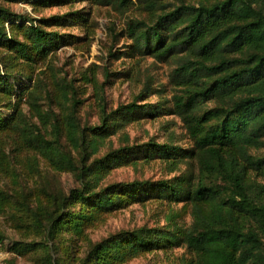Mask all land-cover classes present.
<instances>
[{"label": "trees", "instance_id": "trees-1", "mask_svg": "<svg viewBox=\"0 0 264 264\" xmlns=\"http://www.w3.org/2000/svg\"><path fill=\"white\" fill-rule=\"evenodd\" d=\"M127 1L117 3L123 8ZM138 1L152 15V26L131 22L128 36L143 56L177 59L171 82L180 91L173 95V112L192 145L186 156L197 169L194 184L153 188L157 197L189 210L190 227L179 236L191 257L182 264H264V156L252 153L264 148V1L180 0L168 12L161 0ZM8 16L0 9V40L11 53L0 58V108L11 111L0 116V217L21 239L9 245L0 234L4 263L40 253V264H67L57 257L63 232L78 235L102 214L146 200L142 192L152 189L150 183L132 182L98 190L100 176L92 168H108L139 154L129 148L123 155L110 152L85 164L120 125L102 107L100 125L81 128L77 102L54 68L27 77L32 84L13 94L3 79L10 76L8 68L19 64L30 70L58 37L30 24L23 36L10 38L4 28ZM137 111L130 104L116 112L130 119ZM63 136L80 155V167ZM178 157L184 155L177 148L154 144L144 154V160L157 158L173 167L182 163ZM41 163L53 172L77 175L81 188L67 194L26 189V179L40 174ZM169 236L176 239L141 228L89 242L77 264H124L162 248Z\"/></svg>", "mask_w": 264, "mask_h": 264}, {"label": "rangeland", "instance_id": "rangeland-1", "mask_svg": "<svg viewBox=\"0 0 264 264\" xmlns=\"http://www.w3.org/2000/svg\"><path fill=\"white\" fill-rule=\"evenodd\" d=\"M117 1L0 0V9L10 14L4 24L8 37L18 39L30 24L58 37L52 51L46 57H39L30 70L16 64L8 68L10 76L3 79L11 84L13 94L18 95L32 84L27 77L33 79L46 68H54L71 93L69 97L77 102V122L81 128L98 127L102 107L106 114L112 112L111 120H118L120 125L114 134L105 137L98 154L88 157L85 164L89 166L110 152L123 155L129 148L139 154L127 160L121 158L108 168L98 170V165L95 166L97 169L92 168V173L100 176L98 190L132 182L150 183L152 189L142 192L147 195L146 200L102 214L78 235L63 232L58 239L57 257L66 260L67 264H77L89 242L96 243L122 232L147 228L174 234L176 239L169 236L162 248L124 264H182L191 257L179 236L190 227L189 210L183 203H172L157 197V191L153 192V188L161 183L170 186L196 182L197 169L186 156L192 145L172 106L173 95L180 91L171 82L178 63L171 56L160 61L149 55L143 56L134 49L128 36V25L145 21L152 26L153 17L138 0H128L123 8ZM161 2L163 10L168 12L178 6L180 0ZM157 12L161 14V10ZM9 54L7 43L1 41L0 58L10 57ZM130 104L138 107L137 114L130 119L120 117L116 111ZM23 109L28 112L26 105ZM10 113V110L0 108L1 117L6 118ZM62 143L80 167V155L65 143L64 136ZM153 144L177 148L184 155L178 157L182 163L173 167L157 158L144 160V154ZM252 153L264 156V148ZM80 180L73 173L53 172L41 163L40 174L28 177L25 182L26 189L33 187L67 194L81 188ZM6 220V217H0V234L4 236V242L11 245L21 237ZM39 254L16 257V264H40Z\"/></svg>", "mask_w": 264, "mask_h": 264}, {"label": "built area", "instance_id": "built-area-1", "mask_svg": "<svg viewBox=\"0 0 264 264\" xmlns=\"http://www.w3.org/2000/svg\"><path fill=\"white\" fill-rule=\"evenodd\" d=\"M7 258V255L3 252L1 246H0V264H5V260Z\"/></svg>", "mask_w": 264, "mask_h": 264}]
</instances>
